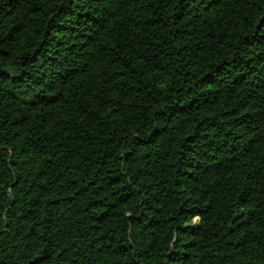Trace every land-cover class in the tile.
<instances>
[{"label":"trees","instance_id":"obj_1","mask_svg":"<svg viewBox=\"0 0 264 264\" xmlns=\"http://www.w3.org/2000/svg\"><path fill=\"white\" fill-rule=\"evenodd\" d=\"M0 264H264V0H0Z\"/></svg>","mask_w":264,"mask_h":264},{"label":"rangeland","instance_id":"obj_2","mask_svg":"<svg viewBox=\"0 0 264 264\" xmlns=\"http://www.w3.org/2000/svg\"><path fill=\"white\" fill-rule=\"evenodd\" d=\"M194 223H197V220H195Z\"/></svg>","mask_w":264,"mask_h":264}]
</instances>
